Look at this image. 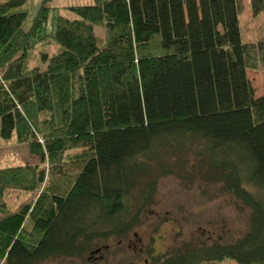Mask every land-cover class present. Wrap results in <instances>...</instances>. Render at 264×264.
<instances>
[{
	"label": "trees",
	"instance_id": "obj_1",
	"mask_svg": "<svg viewBox=\"0 0 264 264\" xmlns=\"http://www.w3.org/2000/svg\"><path fill=\"white\" fill-rule=\"evenodd\" d=\"M28 2L0 0V138L40 163L0 165V264L82 256L126 235L157 176L176 171L171 156H192L186 171L201 164L250 223L150 264H264V94L248 76L264 70V32L243 39L242 0H95L66 7L75 17L44 0L27 29ZM250 3L264 13V0ZM14 191L33 198L13 209Z\"/></svg>",
	"mask_w": 264,
	"mask_h": 264
},
{
	"label": "rangeland",
	"instance_id": "obj_2",
	"mask_svg": "<svg viewBox=\"0 0 264 264\" xmlns=\"http://www.w3.org/2000/svg\"><path fill=\"white\" fill-rule=\"evenodd\" d=\"M44 0H29V16L25 28H29ZM95 0H49L52 7L61 8V13L69 17L75 14L67 11L66 7L72 5L93 4ZM243 11L240 16L241 33L244 40L257 39L264 32V13L254 16L250 0H242ZM47 31H51L54 16ZM98 34L104 37V29L97 28ZM46 51L52 54L57 50L54 45L47 46ZM40 58V53L35 52V62ZM248 76L255 88V94H264V70H248ZM192 156L184 159V164L176 165L173 156L168 157L165 163L175 168V172L157 176L156 188L152 203L143 207L139 221L126 235L112 236L95 241L91 248L82 256L51 258L41 264H128L135 257H144L140 248L145 247L154 255L175 253L186 244L199 246V243H210L212 239L232 240L245 234L249 228L250 210L238 203L227 194L222 184L213 179H204L199 174L197 164L195 170L190 167ZM39 164L40 158L30 153L26 143L16 139L4 141L0 138V165ZM192 170V171H191ZM66 172V171H64ZM180 172V173H178ZM67 173H70L68 171ZM143 183L134 190L132 208L137 209L141 204ZM46 184L43 185V188ZM30 193L24 191L11 194V208L17 209L24 201H30ZM137 234V235H135ZM99 253L96 261L90 260L91 251L104 248ZM130 245L136 246L131 248ZM97 255V256H99ZM156 255V256H157ZM143 259V258H142Z\"/></svg>",
	"mask_w": 264,
	"mask_h": 264
},
{
	"label": "flooded vegetation",
	"instance_id": "obj_3",
	"mask_svg": "<svg viewBox=\"0 0 264 264\" xmlns=\"http://www.w3.org/2000/svg\"><path fill=\"white\" fill-rule=\"evenodd\" d=\"M135 235H137V234H135ZM130 247L135 248L136 246L133 247V245H130ZM103 249H108V246L106 245L104 248H98L96 250L91 251L89 259L96 261L98 259V257H100L99 253H101ZM140 251H141L142 255H144L145 253L147 255L144 257H142V256L135 257L133 260H130V262L128 264H150L153 257H155L157 255V254L154 255L153 253L150 252V250L148 248H145V247H141ZM97 255H99V256H97ZM102 257H103V255H101L100 258H102Z\"/></svg>",
	"mask_w": 264,
	"mask_h": 264
}]
</instances>
